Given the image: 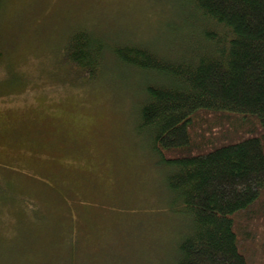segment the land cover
<instances>
[{
  "label": "rangeland",
  "instance_id": "obj_1",
  "mask_svg": "<svg viewBox=\"0 0 264 264\" xmlns=\"http://www.w3.org/2000/svg\"><path fill=\"white\" fill-rule=\"evenodd\" d=\"M189 3L3 0L0 264L176 263L191 222L140 127L146 87L168 81L113 49L179 60L202 40ZM79 30L105 47L95 77L66 58Z\"/></svg>",
  "mask_w": 264,
  "mask_h": 264
},
{
  "label": "trees",
  "instance_id": "obj_2",
  "mask_svg": "<svg viewBox=\"0 0 264 264\" xmlns=\"http://www.w3.org/2000/svg\"><path fill=\"white\" fill-rule=\"evenodd\" d=\"M189 5L203 21L202 40L179 60L139 46L113 52L168 81L146 87L140 127L172 169L168 188L191 222L175 264H264V0ZM96 43L79 30L66 55L90 77L105 48Z\"/></svg>",
  "mask_w": 264,
  "mask_h": 264
}]
</instances>
